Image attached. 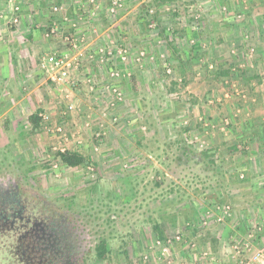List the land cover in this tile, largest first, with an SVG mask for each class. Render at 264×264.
Returning <instances> with one entry per match:
<instances>
[{
	"label": "rangeland",
	"instance_id": "1",
	"mask_svg": "<svg viewBox=\"0 0 264 264\" xmlns=\"http://www.w3.org/2000/svg\"><path fill=\"white\" fill-rule=\"evenodd\" d=\"M0 2L26 80L0 88V165L96 219L90 264H261L264 0Z\"/></svg>",
	"mask_w": 264,
	"mask_h": 264
},
{
	"label": "flooded vegetation",
	"instance_id": "2",
	"mask_svg": "<svg viewBox=\"0 0 264 264\" xmlns=\"http://www.w3.org/2000/svg\"><path fill=\"white\" fill-rule=\"evenodd\" d=\"M0 165V264H90L102 242L93 216L53 200Z\"/></svg>",
	"mask_w": 264,
	"mask_h": 264
},
{
	"label": "built area",
	"instance_id": "3",
	"mask_svg": "<svg viewBox=\"0 0 264 264\" xmlns=\"http://www.w3.org/2000/svg\"><path fill=\"white\" fill-rule=\"evenodd\" d=\"M53 32V30H52ZM47 65H46V62ZM42 68L45 69L46 73H48L49 79L53 82H61L66 81L70 77V70L72 64L70 63L69 57L67 54H51L46 59L41 62ZM49 66V70L46 67ZM52 71V73H50ZM227 207L225 211L221 212L226 213ZM217 211H220V208H217ZM221 215L219 214L218 220H221ZM165 251V249H163ZM254 261H260L261 264H264V252L257 251L253 254Z\"/></svg>",
	"mask_w": 264,
	"mask_h": 264
},
{
	"label": "crops",
	"instance_id": "4",
	"mask_svg": "<svg viewBox=\"0 0 264 264\" xmlns=\"http://www.w3.org/2000/svg\"><path fill=\"white\" fill-rule=\"evenodd\" d=\"M1 6L2 2H0ZM10 45L0 40V88L4 87V85L7 86L6 84L11 80L18 82V84H20V80H23L22 82L26 81L19 66L22 61L15 55V52H11V49L14 48L13 46L18 47V45L14 44L12 47Z\"/></svg>",
	"mask_w": 264,
	"mask_h": 264
},
{
	"label": "trees",
	"instance_id": "5",
	"mask_svg": "<svg viewBox=\"0 0 264 264\" xmlns=\"http://www.w3.org/2000/svg\"><path fill=\"white\" fill-rule=\"evenodd\" d=\"M154 1H163V0H154ZM225 73V72H224ZM227 73V72H226ZM35 124H37L38 122V118L37 115L34 114L31 116L30 118ZM189 150H191L189 147L188 148H183V155L187 156V153H189ZM57 157L60 159V161L68 166V167H77L83 163H85V158L76 153V152H69V151H64V152H58L57 153ZM159 232V231H158ZM160 234V233H159ZM159 239H161V234L158 237ZM107 242L105 240H102L101 244H100V249L98 252V257L97 260H104L106 255H107Z\"/></svg>",
	"mask_w": 264,
	"mask_h": 264
}]
</instances>
